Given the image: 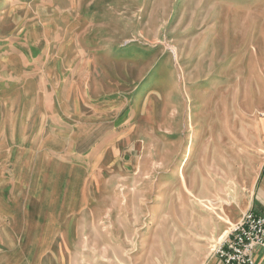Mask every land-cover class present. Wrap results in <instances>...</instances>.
Returning <instances> with one entry per match:
<instances>
[{
    "label": "rangeland",
    "instance_id": "obj_1",
    "mask_svg": "<svg viewBox=\"0 0 264 264\" xmlns=\"http://www.w3.org/2000/svg\"><path fill=\"white\" fill-rule=\"evenodd\" d=\"M4 1L0 264L221 263L264 157V0Z\"/></svg>",
    "mask_w": 264,
    "mask_h": 264
},
{
    "label": "built area",
    "instance_id": "obj_2",
    "mask_svg": "<svg viewBox=\"0 0 264 264\" xmlns=\"http://www.w3.org/2000/svg\"><path fill=\"white\" fill-rule=\"evenodd\" d=\"M217 245L216 255L222 264H253L256 252L264 255V217L244 213Z\"/></svg>",
    "mask_w": 264,
    "mask_h": 264
},
{
    "label": "crops",
    "instance_id": "obj_3",
    "mask_svg": "<svg viewBox=\"0 0 264 264\" xmlns=\"http://www.w3.org/2000/svg\"><path fill=\"white\" fill-rule=\"evenodd\" d=\"M259 134L264 138V121L258 123ZM250 212L255 216L264 217V157L259 165L254 181L251 184L247 200L242 204L240 213ZM206 264H221L217 258L209 259ZM253 264H264V255L256 252Z\"/></svg>",
    "mask_w": 264,
    "mask_h": 264
},
{
    "label": "bare ground",
    "instance_id": "obj_4",
    "mask_svg": "<svg viewBox=\"0 0 264 264\" xmlns=\"http://www.w3.org/2000/svg\"><path fill=\"white\" fill-rule=\"evenodd\" d=\"M2 1H3V0H2ZM6 1H7V0H6ZM6 1L3 2L2 6H4V5L7 4ZM196 135H197V134H195V139L197 138ZM195 139L191 141V143H190V145H189V147H188V151H187L186 155L184 156V159H187V158L191 155V153L193 152V147H192V146H193V144H194Z\"/></svg>",
    "mask_w": 264,
    "mask_h": 264
}]
</instances>
